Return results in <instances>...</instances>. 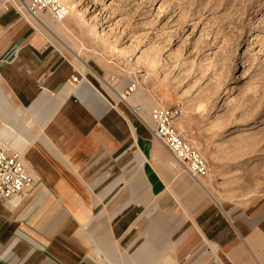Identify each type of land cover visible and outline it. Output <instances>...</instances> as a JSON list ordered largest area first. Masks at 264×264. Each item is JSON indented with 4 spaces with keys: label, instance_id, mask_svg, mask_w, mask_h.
<instances>
[{
    "label": "crops",
    "instance_id": "1",
    "mask_svg": "<svg viewBox=\"0 0 264 264\" xmlns=\"http://www.w3.org/2000/svg\"><path fill=\"white\" fill-rule=\"evenodd\" d=\"M15 10L14 0H0V143L45 184L0 203V264H264V201L235 211L184 207V190L212 196L207 178L199 183L181 167L187 178L175 174L151 119L114 105L106 75L72 89L77 59L56 39L57 22ZM48 144L58 151L43 152ZM52 158L71 181L47 176Z\"/></svg>",
    "mask_w": 264,
    "mask_h": 264
},
{
    "label": "rangeland",
    "instance_id": "2",
    "mask_svg": "<svg viewBox=\"0 0 264 264\" xmlns=\"http://www.w3.org/2000/svg\"><path fill=\"white\" fill-rule=\"evenodd\" d=\"M63 1L71 33L61 39L72 55H81L76 64L82 77L106 75L105 85L111 83L121 93L138 79L137 103L132 106L140 108L143 122L142 111L151 119L156 110L182 106L175 126L206 159L209 170L202 178L212 177V196L189 197L184 190L183 206L187 202L195 208L205 201L218 210L235 211L261 204L264 0ZM46 35L53 42L49 46L65 52ZM67 60L75 72L73 57ZM147 125L152 126V120ZM46 147L43 152L58 151L53 144ZM168 157L177 164L169 153ZM52 161L56 166L48 163L47 176L69 181L71 175L61 171L63 163ZM178 169L175 174H182ZM33 181L35 186L44 183L41 178ZM105 232V227L95 232V242L101 243ZM111 240L117 245V237Z\"/></svg>",
    "mask_w": 264,
    "mask_h": 264
},
{
    "label": "built area",
    "instance_id": "3",
    "mask_svg": "<svg viewBox=\"0 0 264 264\" xmlns=\"http://www.w3.org/2000/svg\"><path fill=\"white\" fill-rule=\"evenodd\" d=\"M26 13L32 18L46 14L57 21H63L69 15V9L63 0H18ZM83 80L76 72L68 80L74 89ZM138 83L129 84L123 91L121 101L137 90ZM134 116H139V107L129 108ZM182 106L156 110L152 113V126H147L151 136L170 154L172 159L183 168L192 179L208 174V163L202 153L178 132L175 122L181 114ZM141 120V119H140ZM34 181L21 155L11 152L6 145H0V203L11 202L31 189Z\"/></svg>",
    "mask_w": 264,
    "mask_h": 264
},
{
    "label": "bare ground",
    "instance_id": "4",
    "mask_svg": "<svg viewBox=\"0 0 264 264\" xmlns=\"http://www.w3.org/2000/svg\"><path fill=\"white\" fill-rule=\"evenodd\" d=\"M14 4H15V8H16V10H18V11H20V12H24V13H26V11L23 9V7H22V4L18 1V0H14ZM70 8L71 9H73L74 8V6H71L70 5ZM27 14V13H26ZM28 15V14H27ZM29 16V15H28ZM69 16V15H68ZM67 16V17H68ZM30 17V16H29ZM31 19H33V20H36V21H38L39 19L38 18H32V17H30ZM56 22H57V24H58V29H57V33H56V35H57V37H56V39H58V41L61 43L62 42V40L61 39H59V38H62L63 39V37H65V35L67 34V32L68 33H71V30H70V27H69V24L67 23L68 21H57L56 20ZM60 36V37H59ZM62 44H64L63 45V47L64 48H68L70 51H72V49H70V47L69 46H67V45H65V43L64 42H62ZM75 58L76 59H78V58H81V55H79V54H76L75 55ZM100 63L101 64H105L104 63V61H100ZM76 76H78L79 78H81V79H85L84 77H82L78 72H76ZM136 82L139 84V82H138V79H136ZM113 83V82H112ZM111 84V83H110ZM110 84H108V85H106V87H107V89L108 90H110L113 94H114V96H115V103H114V105H118V103H119V100H120V102L121 103H123L124 105H126L128 108H131V107H133L132 105H134V104H136V103H132V98H133V96H135L136 95V93H137V91H135L133 94H131L130 96H125L126 98H125V101H121V96L120 95H123L124 93L122 92L121 93V91L120 90H116V89H114V88H112L111 87V85ZM69 85V84H68ZM70 87H71V85H69ZM72 89H74L73 87H71ZM119 98V99H118ZM143 107V106H142ZM162 109H164V108H162ZM143 112V111H142ZM142 112H141V114H142ZM136 118H137V120L139 121L141 118H140V115L137 117L136 116ZM177 120V119H176ZM141 122H143V119H141ZM144 124H146L145 122H143ZM148 126V125H147ZM18 137V136H17ZM0 145H6L10 150H11V152H14V153H16V154H19V155H21L20 153H18L17 151H15L14 149H13V147L12 146H10V145H8V144H6V143H0ZM21 157L23 158V160L25 161V159H24V157L21 155ZM25 163H26V161H25ZM27 165V164H26ZM27 168H28V165H27ZM182 170L187 174V172L182 168ZM30 173V172H29ZM188 175V174H187ZM30 176H31V174H30ZM189 176V175H188ZM32 177V176H31ZM190 177V176H189ZM208 178V177H207ZM212 177H209V179H207V184H210L211 183V181H212V179H211ZM33 179V178H32ZM192 179V178H191ZM202 179H205V178H198V179H193V180H195V181H197V182H199V183H202L201 181H202ZM34 180V179H33ZM33 187V186H32ZM32 189V188H31ZM31 189H28V190H26L25 192H24V194L23 195H21V196H19V197H17V198H15L14 200H18V199H22V198H24L27 194H28V192H30V190ZM206 190L208 191V189L206 188ZM14 200H12L11 202H13Z\"/></svg>",
    "mask_w": 264,
    "mask_h": 264
}]
</instances>
